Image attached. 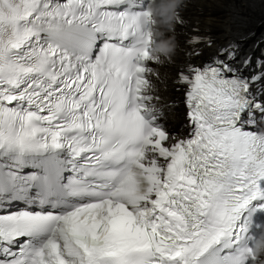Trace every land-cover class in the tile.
I'll return each mask as SVG.
<instances>
[{"label": "snow or ice", "instance_id": "6c2138e0", "mask_svg": "<svg viewBox=\"0 0 264 264\" xmlns=\"http://www.w3.org/2000/svg\"><path fill=\"white\" fill-rule=\"evenodd\" d=\"M150 2L0 0V264L264 261V52Z\"/></svg>", "mask_w": 264, "mask_h": 264}, {"label": "bare ground", "instance_id": "6f19581e", "mask_svg": "<svg viewBox=\"0 0 264 264\" xmlns=\"http://www.w3.org/2000/svg\"><path fill=\"white\" fill-rule=\"evenodd\" d=\"M181 12L189 21H201L202 28L210 25L216 46L235 39L244 40V44H250L251 48L256 40L264 39V0H185ZM191 27L192 24L189 23L187 29L181 30L177 25L175 29L177 33L189 32ZM250 33L253 34L252 38L245 39ZM175 37L178 45L182 47L187 36L175 34ZM161 95L168 100L180 101L179 108L175 109V114L169 119V124L178 130L180 125L185 123L182 114V92L172 91V85L169 83V90L161 92Z\"/></svg>", "mask_w": 264, "mask_h": 264}, {"label": "clouds", "instance_id": "9594fccd", "mask_svg": "<svg viewBox=\"0 0 264 264\" xmlns=\"http://www.w3.org/2000/svg\"><path fill=\"white\" fill-rule=\"evenodd\" d=\"M185 6V0H151L148 5V11L154 18L152 31L156 37V42L152 46V54L161 57H171L175 55L178 42L175 34L166 36L165 31H173L176 21L182 7ZM256 256L264 254V234L257 239L253 248ZM264 264V261H260Z\"/></svg>", "mask_w": 264, "mask_h": 264}]
</instances>
